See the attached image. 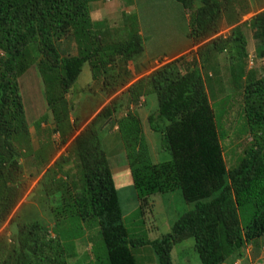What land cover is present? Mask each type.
Instances as JSON below:
<instances>
[{"label":"trees","instance_id":"1","mask_svg":"<svg viewBox=\"0 0 264 264\" xmlns=\"http://www.w3.org/2000/svg\"><path fill=\"white\" fill-rule=\"evenodd\" d=\"M99 1L104 0H0V181L5 176L13 180L14 174L22 172L11 143L27 131L18 78L36 57L45 99L57 125L68 119L65 95L85 64L90 65L91 79L96 80L114 57H120L126 64L113 66L119 70V78L110 85L104 81L101 91L103 97H109L127 86L126 77L131 73L125 68L143 52L141 36L135 28H126V40L115 42L108 29L94 30L89 3ZM172 1L190 11L187 36L193 43L211 38L199 53L201 64L180 56L143 76V63L135 64L131 71L142 77L123 93L128 105L134 106L140 98L146 103L149 95L156 97L157 110L147 121L151 131L161 134V148L171 160L152 162L139 116L127 112L116 119L122 103L114 99L97 111L73 140L79 190L73 194L72 188L66 187L60 206L53 209L57 226L62 225L63 230L52 231V237L48 228L37 222L13 229L8 243L0 238V264H68L73 241L92 228L98 229L104 258L95 256L84 264H137L130 247L144 246L151 248L156 264H172L173 248L188 239L194 241L200 264H234L249 246L253 256L259 255L254 243L264 235V76L256 79L242 62L234 71L230 68L233 84L241 85L244 73L249 82L244 88V115L252 144L227 172L221 145L227 135L216 123L200 70L217 51L234 47L237 55H242V31L235 27L232 38L214 37L223 16L229 15L228 0ZM196 3L200 5L195 7ZM125 5L129 8L128 2ZM131 17L134 22L135 16ZM233 21L230 17L229 22ZM249 27L252 37L264 42V11L249 21ZM61 39H72L77 54L61 57L55 45ZM117 79L124 80L115 87ZM98 123L117 128L140 206L152 195L176 190L186 203L193 204L173 223L169 234L153 241L143 236L129 238L99 135L107 127L101 124L97 128ZM14 200L0 204V226Z\"/></svg>","mask_w":264,"mask_h":264},{"label":"rangeland","instance_id":"2","mask_svg":"<svg viewBox=\"0 0 264 264\" xmlns=\"http://www.w3.org/2000/svg\"><path fill=\"white\" fill-rule=\"evenodd\" d=\"M127 2L129 8L125 5ZM227 2L229 15L223 16L219 32L214 37L232 38V33L235 35L233 29L239 28L245 42L244 53L237 55L234 47L217 51L211 55L208 66L205 69L201 68L200 71L205 80L216 123L227 135L221 140V145L228 172L237 166L238 159L244 156L245 149L252 144V137L249 132L247 133V127L245 128L244 115V88L249 82L244 73L241 85L233 84L230 68L232 67L234 71L239 62H242L247 64L246 70L254 72L256 79L264 76V42L261 38H253L249 27V21L264 11V0ZM199 5L196 3L195 7ZM189 13L190 11L172 0H104L89 3V15L94 30L108 29L110 37L115 42L126 40V28H135L138 31L143 52L134 63H145L146 74L180 56H184L187 62L197 60V66L201 64L199 53L211 38L199 43H193L188 38ZM132 15L135 16L134 22ZM230 17L233 18V22H229ZM55 45L63 58L77 54V47L72 39L58 40ZM121 60L118 56L114 57L111 66L104 67V72L100 73L96 80L91 79L90 65L83 66L75 84L65 95L69 113L67 121L62 125L55 123L45 99L37 57L28 70L18 78L27 131L24 137H15L11 142L17 151L22 172L14 174V181L6 176L0 181V204L15 199L14 206L0 226V238L7 243L12 230H18L24 224L40 223L48 228L52 237L54 235L52 231L63 230L62 225L57 226L53 209L60 206V197L66 187L72 188L73 194L79 190L77 160L72 151L73 140L85 130L94 118L95 111H99L114 99L116 103H122L116 119L124 117L127 112L139 116L152 162L161 164L171 160L170 154L161 148V134L151 131L147 121L148 115L154 114L157 110L156 97L149 95L146 103L140 98L137 105L130 106L123 94L130 84L138 80L140 74L126 77V87H121L122 89L116 90V93L109 97L106 95L103 97L101 90L104 81L110 85L116 76L119 78V70L113 66L119 63L123 66L126 64ZM124 79H117L113 86L116 87ZM101 124L107 127L102 129L99 135L112 170L123 224L129 238L143 236L153 241L169 234L173 223L182 214L191 210L193 204L186 203L180 190H176L167 194L152 195L146 205L140 206L132 186L122 143L116 133L117 128L110 127L108 123H98L97 128ZM61 222L64 224L65 221L62 219ZM254 245H257V249H253L258 250L259 255L252 256V246H249L245 249L244 256L235 260L234 264H264V235L257 239ZM72 246L73 249L67 253L68 264H84L88 260L93 261L95 256L104 258L98 229L84 230V236L73 241ZM130 250L137 264H156L149 246L130 247ZM248 254L252 257L250 261L246 258ZM171 260L172 264H200L194 251L193 239L175 246L171 252Z\"/></svg>","mask_w":264,"mask_h":264},{"label":"crops","instance_id":"3","mask_svg":"<svg viewBox=\"0 0 264 264\" xmlns=\"http://www.w3.org/2000/svg\"><path fill=\"white\" fill-rule=\"evenodd\" d=\"M135 64L134 63H132V64H129L128 63V66H127V70L131 73V76L133 77V76H136L137 74L136 73H133L132 71H131V68L134 66ZM136 65H139V64H136ZM144 66H145V63H143V66L141 67V69H142V76L143 75H146V73L147 72H143V69H144ZM142 76H138V77H142ZM97 112V110L95 111V113ZM111 172H112V170H111ZM252 256H253V254H251ZM248 257H249V260H252V257H250V254H248Z\"/></svg>","mask_w":264,"mask_h":264},{"label":"clouds","instance_id":"4","mask_svg":"<svg viewBox=\"0 0 264 264\" xmlns=\"http://www.w3.org/2000/svg\"><path fill=\"white\" fill-rule=\"evenodd\" d=\"M136 59V58H135ZM122 61V60H121ZM134 61H136V60H134ZM131 62V61H130ZM127 63H129V62H127ZM134 64H136V63H134ZM166 64V63H165ZM159 68V67H158ZM157 68V69H158ZM155 71V70H154ZM153 72V71H152ZM151 73V72H150ZM147 75V74H146ZM130 106H133V105H130ZM149 125V124H148ZM150 128V127H149Z\"/></svg>","mask_w":264,"mask_h":264}]
</instances>
